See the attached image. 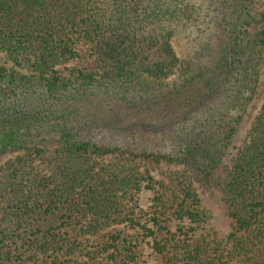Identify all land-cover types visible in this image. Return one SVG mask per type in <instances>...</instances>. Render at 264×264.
I'll use <instances>...</instances> for the list:
<instances>
[{
  "label": "trees",
  "instance_id": "trees-1",
  "mask_svg": "<svg viewBox=\"0 0 264 264\" xmlns=\"http://www.w3.org/2000/svg\"><path fill=\"white\" fill-rule=\"evenodd\" d=\"M253 10V0H0V50L34 72L0 65V154L16 153L0 168V264H143L149 237L158 264H264V102L220 188L226 249L197 232L208 214L187 176L155 186L135 161L177 163L210 184L255 89L264 33ZM186 35L193 54L180 58ZM77 41L98 71L62 75ZM142 187L154 193L138 213Z\"/></svg>",
  "mask_w": 264,
  "mask_h": 264
},
{
  "label": "rangeland",
  "instance_id": "rangeland-1",
  "mask_svg": "<svg viewBox=\"0 0 264 264\" xmlns=\"http://www.w3.org/2000/svg\"><path fill=\"white\" fill-rule=\"evenodd\" d=\"M253 7V12L257 19L254 29L261 30L264 33V0H253ZM203 17L204 15L201 16V18ZM201 18L196 22L202 23V20L204 19L202 24H205L206 19ZM203 34L204 32L201 33V36H203ZM176 41L178 43L175 42L174 46L180 58L191 54L193 51L194 40L186 35L176 39ZM74 49L77 55L73 59L56 66V69L60 74L67 75L68 71L72 68L82 69L90 72L98 71V63L86 43L77 41L74 43ZM256 61L258 63V67L257 72L255 73V89L253 97L244 107V111L242 113V117L237 132L235 133L233 142L215 170L214 178L210 184H201L195 179V177H193L191 172L185 169L183 165L168 162L166 160H155L146 156L135 157V161L138 164V168L141 173L145 175V177L150 175L152 177L151 183L155 186L157 185L155 183L156 181L159 182L162 180H167L170 176L176 177L177 175L182 174L187 176L192 181L193 189L201 199L202 205L208 214L207 221L202 224V226H200L197 232H203L206 234L208 239L212 241V245L214 247L217 246L219 249H226L229 247L230 241L228 240V235L233 231V221L228 214V204L224 201L223 193L220 188L227 180V172L231 162L236 156L238 148L246 140L251 124L264 102V48L258 52ZM0 65H4L7 68H14L19 73L25 75H34V72L27 65H15L2 50H0ZM187 120H189V114ZM183 122L184 119L171 121V123L166 128L158 133H155L154 136L157 137L155 139V144L158 146L161 145L163 143V136L168 137L167 133L177 129ZM83 131L87 135L107 136L109 138L114 137L118 140L125 136L123 133H113L92 127ZM15 154V152H6L0 154V168L3 167L9 159L13 158ZM33 165L37 169H44L45 163L38 159L33 162ZM147 181L148 180H144L143 185H146L148 183ZM153 193L154 192L151 189L146 187H142L139 191L134 193L133 198L136 205V211L138 213H140L142 210L148 209L149 205L151 204ZM145 218L146 217H144L142 221H144ZM149 240L151 241L150 237L145 238L140 242L141 245H139V249L141 252L139 253V258L142 260L143 264H158L159 261L152 255L151 248L147 244V241Z\"/></svg>",
  "mask_w": 264,
  "mask_h": 264
}]
</instances>
